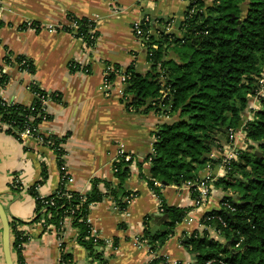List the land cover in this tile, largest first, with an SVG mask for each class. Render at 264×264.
<instances>
[{"label":"crops","instance_id":"obj_1","mask_svg":"<svg viewBox=\"0 0 264 264\" xmlns=\"http://www.w3.org/2000/svg\"><path fill=\"white\" fill-rule=\"evenodd\" d=\"M187 5L183 0H0V73L5 77L0 96L27 107L34 101L33 84L59 94L58 101H47L49 119L38 125V132L64 138L59 147L64 151L67 190L88 193L91 180L97 179L105 195L88 214L93 232L104 242L95 252L100 253V259L77 242V232L66 217L61 229L52 225L44 229L39 223L18 226L29 236L21 250L24 264H61L62 255L67 256L65 264H101V260L106 264H147L155 256L169 262H192L182 244L184 235L201 231L200 216L219 211L221 201L231 196L217 185L219 179L226 178L219 161L228 152L227 136L212 149L213 162L197 172V178H213L206 206L195 211L192 222L178 224L172 235L151 252L147 246L135 244V238L143 233L145 217L150 216L151 231H163L166 219L158 213L160 202L181 208L192 205L185 185L155 181L160 193L157 196L147 182L152 179L147 159L154 132L159 124L171 119L154 111L145 112L142 107L127 106L118 92L122 86L117 77L110 87L104 85L108 66H119L123 71L135 65L140 74L152 70L141 40L133 33V22L149 16L154 22L151 34L157 35L169 20L170 30L178 33ZM69 16L93 23L97 35L92 46L73 33L76 29L70 27ZM17 56L31 61L34 72L19 69L13 62ZM7 57L9 62H4ZM245 141L237 142L235 150H245ZM121 150L131 156L132 162L128 178L118 187L113 162ZM57 161L49 145L31 137L20 141L0 132V203L8 221L27 223L34 217L35 201L28 192L33 184L42 181L36 188L41 196L57 190L61 181ZM14 179L19 182L16 187ZM108 189H116L118 194L129 192L128 198H133L120 210ZM122 200L125 202L126 197ZM1 235L0 224V264H5ZM218 241L223 239L219 237ZM11 256L14 262L12 251Z\"/></svg>","mask_w":264,"mask_h":264},{"label":"trees","instance_id":"obj_2","mask_svg":"<svg viewBox=\"0 0 264 264\" xmlns=\"http://www.w3.org/2000/svg\"><path fill=\"white\" fill-rule=\"evenodd\" d=\"M188 1L178 33L164 30L157 35H147L144 48L151 71L140 74L135 65L123 71L119 66L113 68L117 74L127 76L124 85L127 106L142 107L145 112L154 111L171 119L157 126L151 146L153 153L148 156L151 157V178L161 185L180 186L196 181L197 172L213 162L210 153L220 144L219 139L227 136L229 129H238L241 122L247 148L236 151V159L231 160L226 169V178L217 183L239 201L232 203L227 198L233 211L208 212L205 216L210 217L209 220H201L206 228L217 230L220 225L216 217H220L226 224L220 229L223 241L210 238L208 231L203 230L184 235L182 244L193 259L191 264H205L206 261H212L210 264H264V99L260 100L259 109L251 111L250 119H243L249 95L255 92L264 68V0H211L209 4L204 0ZM69 18L78 24V28L74 32L66 29L92 46L97 35L91 34L93 23L84 18ZM152 24L151 19L143 29H151ZM4 62H9V58ZM13 62L23 71L34 72L33 64L25 57L17 56ZM117 74L110 73L107 79L112 81ZM4 83V74H0V86ZM31 90L49 100H59V94L46 92L36 84ZM40 113L37 98L33 110L21 105H0L1 120L10 126L3 132L17 138L16 131L25 125L36 131L41 121ZM30 116L34 118L32 122H29ZM46 118L48 120L49 116ZM62 140L64 138L50 135L44 138L43 135L42 142L57 156L62 178L57 190L40 197L36 188L42 181L33 184L28 192L35 201L34 217L27 223L15 219L9 221L14 264H24L21 250L29 239L18 229L19 225L39 223L44 229L49 225L61 229L66 217L77 232V242L90 255L100 259V253L95 252L104 242L93 232L88 214L90 207L101 202L105 195L99 190L97 179L91 180V189L85 194L65 188L68 176L63 164L64 151L59 147ZM131 162V156L125 160L124 155L113 162L118 187L128 178ZM147 182L154 194L160 196L153 181ZM13 185L16 187L18 183ZM108 190L116 206L124 210L126 202L122 199L128 198L130 193ZM189 209L160 202L158 213L165 216L166 228L151 231L148 227L150 216L145 217L139 238L147 240L151 252L156 251L158 245L172 235ZM237 243L239 245L235 247ZM66 260L67 256L62 255L61 264ZM101 264L106 262L101 260ZM147 264L168 263L165 257L155 256Z\"/></svg>","mask_w":264,"mask_h":264},{"label":"built area","instance_id":"obj_3","mask_svg":"<svg viewBox=\"0 0 264 264\" xmlns=\"http://www.w3.org/2000/svg\"><path fill=\"white\" fill-rule=\"evenodd\" d=\"M150 21H151V18L149 16H143L141 19L133 22V24H132L133 33L135 34L136 37H138L141 40L143 47H144V41H147V35L151 34V29L144 30L143 26H145ZM70 27L77 29L78 24L74 20H71ZM170 29H171L170 23L167 22V25L165 26L164 30L170 31ZM93 33H94V29L92 27L91 34H93ZM153 48H156V47L153 46ZM20 65H21V63H19V66ZM113 72L117 74V70H115L111 66H108L105 70V75L108 77V75L110 73H113ZM0 74H3V73H0ZM116 77L118 78L120 85L122 86L121 89L118 90V92H119L120 96L124 99L125 98L124 97V85L126 83L127 76L124 74H117ZM111 82L112 81H109L105 77V79H104L105 87H107V88L110 87ZM33 85H35V84H33ZM31 92L34 95V101L31 105L27 106L26 108L33 110V104H34L36 98L39 99L40 111H42V113H40L38 117H41L40 123H42V122L47 120V118H46V115H47L46 114V103L49 99L44 98L43 96H40L38 93H35L32 90H31ZM261 99H264V68H263V70L260 73V76L258 78L257 88H256L255 92L252 95H249L248 105H247L246 111L243 114V117H244L246 112H248V116L244 120H248L251 118V111L259 109ZM0 105L11 107V106H14L17 104L14 103L13 101H7L3 97L0 96ZM41 114H43V116H41ZM33 120H34V118L30 116L29 122H32ZM40 123H38V125ZM38 125L36 127V131H33L29 126L25 125L22 130L16 131L17 139H19L20 141H23L25 138L31 137V138H34L35 140L42 143L43 142V134H40L38 132ZM9 127H10L9 124H7L6 122L1 120V115H0V132H3L4 130L8 129ZM44 138H45V135H44ZM227 139L229 141L228 142V152L219 161L222 169L225 172H226V169L228 168L229 162L233 159H236L237 149L235 150V144L237 142H240V141L245 139V133L243 130H241V128L229 129L227 131ZM245 147H246V144H245ZM152 153H153V150L151 149V154ZM121 155L122 156L124 155L125 160L130 159V155H128L127 153H125L123 151L120 152L119 156H121ZM150 160H151V157H149L147 159V161L149 163H150ZM61 180H62V178H61ZM151 180L153 181V183H155L154 179H151ZM13 182L19 183L18 180H16V179H14ZM212 182H213V178L210 177V175H206L202 178H197L196 181L187 182L185 184V186L187 187V189L189 190V192L191 194L192 205H191L189 211L187 212V214L184 216L182 221L188 222V223L192 222L193 221L192 215L195 214V211L206 206L208 199H209V196L211 194V190L213 189L212 188ZM194 193H195V195L193 197L192 195ZM40 197H45V196L40 195ZM132 198H133V195H130L129 198H126L125 202L129 203V201ZM219 205H220V209H223L224 211H230L231 212L234 210L232 207V204L230 203V200L229 201L223 200V201H221V203ZM159 211L161 212L160 209H159ZM205 215H207V213H204L203 215L200 216V225L202 227V230L197 231V232L201 233L203 230H207L210 238L218 240L220 237V229L225 228L226 224L222 221V219L220 217H216V220L218 221V223L220 225V229H217V230L208 229L201 223V220H203V219L209 220L210 217L205 216ZM135 244H137V245L141 244V245H145L148 247L147 240L140 239L139 237L135 238ZM238 245H239V243H237L235 247H238ZM148 249H149V247H148ZM166 261L168 264H178V262H169L167 259H166ZM192 262H193V259H192ZM211 262L212 261H206L205 264H210ZM191 263H183V264H191Z\"/></svg>","mask_w":264,"mask_h":264},{"label":"water","instance_id":"obj_4","mask_svg":"<svg viewBox=\"0 0 264 264\" xmlns=\"http://www.w3.org/2000/svg\"><path fill=\"white\" fill-rule=\"evenodd\" d=\"M241 122H239V127ZM232 203H237L239 201L237 196H230ZM0 224L2 228V235H1V243H2V252L5 264H14L12 256H11V243H10V229H9V221L8 217L5 213V210L0 203ZM164 227H161L163 230ZM153 231V230H152ZM228 243H226L227 245ZM233 251H231L232 253Z\"/></svg>","mask_w":264,"mask_h":264},{"label":"rangeland","instance_id":"obj_5","mask_svg":"<svg viewBox=\"0 0 264 264\" xmlns=\"http://www.w3.org/2000/svg\"><path fill=\"white\" fill-rule=\"evenodd\" d=\"M183 1H185V3H187V4L189 3V1H188V0H183ZM169 49H170V48H169ZM169 49H168V50H169ZM247 116H248V112H246V113H245V115H244V118H243V119H245ZM238 128H239V127H238Z\"/></svg>","mask_w":264,"mask_h":264}]
</instances>
